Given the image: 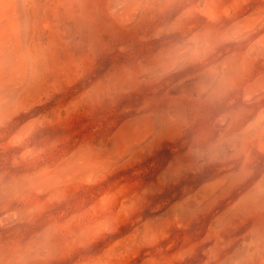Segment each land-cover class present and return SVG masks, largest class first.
<instances>
[{"label": "rangeland", "instance_id": "rangeland-1", "mask_svg": "<svg viewBox=\"0 0 264 264\" xmlns=\"http://www.w3.org/2000/svg\"><path fill=\"white\" fill-rule=\"evenodd\" d=\"M3 1L0 264H264V0Z\"/></svg>", "mask_w": 264, "mask_h": 264}, {"label": "bare ground", "instance_id": "bare-ground-1", "mask_svg": "<svg viewBox=\"0 0 264 264\" xmlns=\"http://www.w3.org/2000/svg\"><path fill=\"white\" fill-rule=\"evenodd\" d=\"M135 2V1H134ZM118 5V4H117ZM6 7H7V5L4 3V1L3 0H0V39L2 40V39H6V38H8V35H9V32L12 30L11 29V23H10V21H9V18H6V20L5 21H1V18L2 17H8L7 16V12H6ZM118 9V8H117ZM135 13V12H134ZM256 16V15H255ZM250 17V16H249ZM261 18V17H260ZM119 20V19H118ZM244 20V19H243ZM125 21V20H124ZM134 21V20H133ZM259 23V22H258ZM123 25V24H122ZM131 25V24H130ZM256 27V26H255ZM248 28V27H247ZM257 28V27H256ZM11 33V32H10ZM245 33V32H244ZM256 41V40H255ZM21 42V41H20ZM258 44L259 45H262V49H263V51H264V35L259 39V41H258ZM14 45V44H13ZM13 49V48H12ZM254 49V48H253ZM179 50V49H178ZM189 50V49H188ZM260 50V49H259ZM191 51V50H190ZM253 51V50H252ZM4 52V51H3ZM182 54V53H181ZM181 56V55H180ZM11 68V67H10ZM159 68H161V67H159ZM10 70V69H9ZM157 73H158V71H157ZM2 78V77H1ZM1 78H0V88L2 87V80H1ZM257 82V81H256ZM255 85V84H254ZM257 85V84H256ZM256 87H258V86H256ZM260 87V86H259ZM2 97V96H1ZM0 97V98H1ZM5 104V103H4ZM143 117V116H142ZM135 119H137V118H135ZM144 120V119H143ZM32 122V121H31ZM29 123V122H28ZM125 123V122H124ZM136 123H138V121L136 120ZM32 124V123H31ZM127 126V124L125 125V126H121L120 127V129L118 130V131H116V133H115V139L116 140H118L119 138V135H120V132L125 128ZM130 127V126H129ZM22 128H24V127H22ZM22 128H21V130H22ZM27 128V127H26ZM139 128V127H138ZM128 129V128H127ZM140 129V128H139ZM125 130V129H124ZM144 130H145V128H144ZM142 132V131H141ZM147 132V131H146ZM23 133V132H22ZM151 133V132H150ZM26 134V133H25ZM152 135H153V133H152ZM121 136V135H120ZM147 135H143V134H140V137H139V139H136V141L137 142H140V141H143L144 139H145V137H146ZM15 137V136H14ZM22 137H23V135H22ZM151 137V136H150ZM124 138H126V137H124ZM12 139V138H11ZM16 139V138H15ZM149 139V138H148ZM20 140V139H19ZM131 140V139H130ZM11 141V140H10ZM120 141V140H119ZM145 142V141H144ZM127 143H129V142H127ZM141 144H143V143H141ZM127 146V145H126ZM125 146V147H126ZM136 147V146H135ZM91 149V148H90ZM132 150V149H131ZM87 152V151H86ZM124 154V153H123ZM84 155H86L85 153H84ZM83 155V156H84ZM94 156V155H93ZM87 157H90V155L89 156H87ZM74 158V157H73ZM117 158V157H116ZM94 159V158H93ZM96 164V163H95ZM114 164V163H113ZM111 165V164H110ZM58 166H59V164H58ZM105 166V165H104ZM96 167V166H95ZM60 168H61V166H60ZM100 168V167H99ZM98 170V169H97ZM100 172V171H99ZM48 174V173H47ZM94 176V175H93ZM84 178H86V177H84ZM83 178V179H84ZM82 179V180H83ZM39 180V179H38ZM79 180V179H78ZM91 180V179H90ZM66 182V181H65ZM34 184V183H33ZM38 187V186H37ZM17 214V213H16Z\"/></svg>", "mask_w": 264, "mask_h": 264}]
</instances>
